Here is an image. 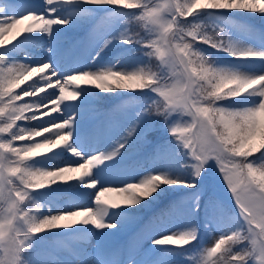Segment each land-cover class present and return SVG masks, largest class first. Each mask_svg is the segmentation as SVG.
I'll use <instances>...</instances> for the list:
<instances>
[{
	"label": "snow or ice",
	"instance_id": "6c2138e0",
	"mask_svg": "<svg viewBox=\"0 0 264 264\" xmlns=\"http://www.w3.org/2000/svg\"><path fill=\"white\" fill-rule=\"evenodd\" d=\"M75 3L124 10L123 30L114 38L124 44H138L149 62L133 71L113 66L64 75L51 59L18 63L9 58L8 46L0 47L5 50L0 52V134H6L0 135V264H28L25 250L40 233L77 225L91 226L100 232L117 229V223L106 220L110 209L151 203L162 186L196 189L195 181L201 178L210 160L216 162L236 215L223 228L217 225L219 235L213 238L212 246L185 258L192 264H264V47L242 45L224 27L215 25L207 31L202 24L189 22L190 17L202 11L264 15V0H45V11L22 15L9 14L8 6L0 5V46L5 44L6 36L15 42L33 33L54 38L59 27L72 23L71 18H61L57 6ZM133 25L142 26V32H133ZM109 43L105 40L104 47ZM197 44L223 52L233 61L257 63L259 68L243 71L239 66L218 65L198 50ZM46 51L51 54L53 47ZM153 59L155 68L151 66ZM37 74L39 78L33 80ZM26 81L32 82L21 88ZM69 83H76L78 88L92 86L101 92L151 93V102L143 103L110 151L86 154L74 141L77 113L65 111L73 103H62L76 102L80 97L76 90L66 92L64 85ZM45 88L53 90L32 99L45 93ZM226 100L236 106H222ZM46 102L51 104L50 112L57 115L44 120L50 115L44 110ZM153 117L167 127L177 148L183 150L180 154L194 161L182 165L190 168L193 182L167 172H149L121 187L102 184L95 171L115 162L134 140H143L148 128L142 125L146 118ZM38 119L41 122L31 128L17 123ZM149 123L155 121L149 119ZM42 136L41 142H32ZM14 141L29 143L15 147ZM57 149H65L73 159L55 168L35 167L28 162ZM73 181L94 190V207L55 214L49 209L46 215L35 214L34 209L40 205L33 207L32 190L44 188L46 182ZM194 199L199 200V193ZM209 207L215 208L211 201ZM213 222L215 217L209 218V223ZM196 242L195 228L161 235L152 241L154 246L188 251Z\"/></svg>",
	"mask_w": 264,
	"mask_h": 264
},
{
	"label": "rangeland",
	"instance_id": "374dc122",
	"mask_svg": "<svg viewBox=\"0 0 264 264\" xmlns=\"http://www.w3.org/2000/svg\"><path fill=\"white\" fill-rule=\"evenodd\" d=\"M0 1L5 6H8L9 14L22 15L28 11L36 13L45 11V0H19L14 1L13 5L9 0ZM158 2L163 3L164 0H158ZM26 7H29L28 11H26ZM75 11L71 5L61 4L57 6V13L61 18H71L72 23L67 27H59V32L54 34V38L33 33L26 34L15 42L12 41L11 37L6 36L5 44L0 47L8 46L7 52L12 54L10 59L18 63L33 64L51 59L53 64L64 75L85 69L96 70L102 67L114 66L117 70L122 69L119 55L114 53L110 56L109 54L116 46L113 42L115 28L113 26H109L105 30L93 28L82 34L77 33L79 27L77 20L79 17L76 16ZM258 23L262 26L260 35L252 38L241 35L240 37H235V41L251 47H264V15L261 16ZM105 40L111 41L106 47H104ZM13 42L15 44L10 45ZM50 46L53 47L51 54L46 51ZM102 48L103 50H101ZM4 51V49H0V52ZM229 58L232 59V57ZM240 68L243 71H254L259 68V64L243 62ZM38 78L39 74L33 76V80ZM53 79L55 78L53 77ZM31 82L26 81L24 85H21V88L26 87ZM64 87L66 92L76 90L80 93V97L76 102H62L73 103L66 106L65 111L67 113L71 114L72 111L77 113L74 135L76 146L86 154L110 151L114 146V137L117 134L116 119L110 118L111 111L109 109L101 112V108L96 101L99 97V90L92 88V86L83 87V85H80L82 88H78L76 83L65 84ZM52 90L45 88V93H40L38 97L32 99L43 97ZM55 91L58 96V86L55 87ZM24 99L28 100L29 98ZM50 108V102H46L44 110L48 111L50 115L44 116V120L57 115V113H51ZM121 114H124L126 119H131L127 116L131 113L122 111ZM26 122L27 125L24 127L31 128L37 126L41 121L38 119ZM44 135L48 134L45 133ZM42 140L43 136L35 137L32 142H41ZM26 143L29 142L26 141ZM153 145L155 144L151 143L150 147ZM140 147L134 142L130 143L127 150L122 151V154L116 158L115 162H108V167L106 168L100 166L95 171V174L101 180V183L105 186L121 187L126 183L138 181L149 172H164L165 165L163 159L159 156L160 149L153 148L152 155L147 156L144 153L145 150H140ZM54 151L52 154L45 153L42 156L33 157L34 161L32 164L35 167L55 168L73 159L65 149ZM152 157H156L155 161H148ZM146 161L148 163L144 166L143 163L146 164ZM195 182L198 188L193 192L195 194H197L196 192L207 194L206 202L208 204L211 201L212 204H216L215 208L217 209L224 211V207L231 208L236 213L231 194L228 192L214 160H210L205 165L201 178ZM37 190L42 192L43 198L40 205V212L43 213L41 215L48 214L49 209L55 214V212L73 208L95 206L93 203L94 190L84 188L79 181H73L68 184H49L46 182L44 188ZM108 195L114 196L115 193ZM186 206L187 204L184 203L183 207ZM180 208L183 209L182 207ZM215 208H210L208 205L206 212L213 213ZM127 209L109 210L106 220L117 223V229H106L100 232L91 226L85 228L77 225L74 228L53 230V236L48 239H42L38 236L34 237L36 239L35 243L44 244L43 252L36 255L30 253L31 258L26 261H28V264H73L71 261H64L63 259L72 258L77 264H162L161 261L165 260V258L155 256L156 250L162 246H154L152 241L158 239L161 235L187 230L185 219L178 218L175 213H170L165 217L154 219L146 217V219L140 221L142 220V215L130 212ZM182 214L185 215V212H182ZM202 217L204 224L201 235V249L212 246L214 243L213 238L219 235L217 225H219V228H223L228 223L227 221H219V219L209 223L210 217L206 213H202ZM138 221L142 225L138 226ZM74 230H77V232L74 235H70ZM74 241L79 246L83 245L85 247L86 252H83L79 258L73 255L70 248L71 243L75 245ZM32 246L33 248L35 247L34 244ZM119 251H121L120 254ZM154 252L155 254H153ZM82 259H84L83 262H81Z\"/></svg>",
	"mask_w": 264,
	"mask_h": 264
},
{
	"label": "trees",
	"instance_id": "16d2710c",
	"mask_svg": "<svg viewBox=\"0 0 264 264\" xmlns=\"http://www.w3.org/2000/svg\"><path fill=\"white\" fill-rule=\"evenodd\" d=\"M74 8L76 16L79 17L77 20V24L79 25L78 31L80 32L83 29H93L96 28L98 30H105L109 26H113L115 28V33L113 35V42L116 44L114 47V53H117L120 57V61L122 63V69L127 71H133L135 68L145 65L149 62V58L144 56V51L140 48L138 44H124L117 37L119 33L123 30L122 20L125 18L126 14L124 10L114 9L108 6H93L86 5L82 3L72 4ZM113 7H122V6H113ZM261 19V14L252 13V12H213V11H202L194 17L189 18V22L199 23L205 27V30L211 31L212 27L218 25L220 27L226 28L228 35L235 40V37L244 36H256L259 34L258 22ZM253 26V27H252ZM89 30V31H90ZM84 31V30H83ZM133 32H142V26L133 25ZM228 35L225 36L227 40ZM198 50L207 55L210 60L214 63L222 66H240L243 62H237L231 60L227 54L223 52H217L215 49H212L204 44H197L195 46ZM117 49V50H116ZM9 54V58H11V54ZM156 61L153 59L151 66L155 68ZM20 91V90H14ZM99 97L96 99L97 103L100 107L105 108L108 105V109H111L112 115L114 117L119 118V127L118 133L115 140L121 135L123 130L128 127V125L136 118V113L140 111L143 103H150L151 101L148 97L151 93L147 95L140 92H122L120 90H116L113 92H101L99 91ZM222 106L225 107H233L236 106L232 101H222ZM122 111H127L131 114L127 115L131 119H125L121 114ZM150 120H154V124L149 123ZM21 127L27 125L26 121H18L17 122ZM162 121L159 118H146L142 127H147L148 131L143 140H134L135 142L141 143L142 145H150L154 143L153 148H159V156L163 159L165 165V172L170 175L181 178L188 179L189 182H193L190 179V168L182 167V165H189L194 163L190 159V157L181 155L180 153L183 151L182 149H178L176 146V142L172 139V137L168 134L167 127L162 126ZM6 135V134H0ZM26 141H14L13 144L15 147H20L22 144H25ZM34 158H30L29 163H33ZM250 159H252L250 157ZM198 188V186H197ZM196 188V189H197ZM195 189L186 188L182 185H174V186H162L160 191L154 194L151 203L143 202L141 205L135 206V208H130L133 212L136 213H146L150 211V213L155 208V214L160 215L162 212L169 210L172 206H179L182 203L187 204V208L185 210L190 209L192 206H196L199 203V211H205L209 217H215V219H219V221H230L233 217H235L236 213L231 208L224 207V211L221 209L215 208L213 213L206 212V207L209 205L207 201V194L199 193V200L194 199L195 193L193 192ZM33 191V207L36 204H40L42 201V193L38 192L36 189ZM146 205V206H145ZM215 206L216 204L213 203ZM156 206V207H155ZM36 215H41L37 209H34ZM53 231V230H52ZM51 232H44L38 235H42V237H49ZM37 235V236H38ZM36 236V237H37ZM35 238L30 241L31 247L27 248L24 253V259L27 260L31 258L30 250L33 249L32 244L35 243ZM198 241L196 242L195 247L189 246L190 251L181 250V249H171L169 255L171 258H176L175 262L180 261L182 258L185 259L186 255L193 254L196 251ZM184 252L185 255H180L179 253Z\"/></svg>",
	"mask_w": 264,
	"mask_h": 264
},
{
	"label": "bare ground",
	"instance_id": "6f19581e",
	"mask_svg": "<svg viewBox=\"0 0 264 264\" xmlns=\"http://www.w3.org/2000/svg\"><path fill=\"white\" fill-rule=\"evenodd\" d=\"M76 191V190H75ZM79 246V245H78ZM75 247L77 248V245H75ZM85 247L83 245L79 246L80 252H86ZM83 258V257H82ZM66 261H71L73 264H77L75 261H73L71 258H66Z\"/></svg>",
	"mask_w": 264,
	"mask_h": 264
}]
</instances>
